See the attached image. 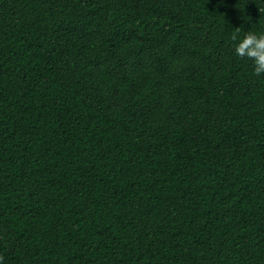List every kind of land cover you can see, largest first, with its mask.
<instances>
[{
  "label": "trees",
  "instance_id": "obj_1",
  "mask_svg": "<svg viewBox=\"0 0 264 264\" xmlns=\"http://www.w3.org/2000/svg\"><path fill=\"white\" fill-rule=\"evenodd\" d=\"M249 32L264 0H0L2 264H264Z\"/></svg>",
  "mask_w": 264,
  "mask_h": 264
},
{
  "label": "clouds",
  "instance_id": "obj_2",
  "mask_svg": "<svg viewBox=\"0 0 264 264\" xmlns=\"http://www.w3.org/2000/svg\"><path fill=\"white\" fill-rule=\"evenodd\" d=\"M240 29L237 28L232 35V40H237V34ZM235 54L240 58H247L254 62L255 75L264 74V34L256 35L249 32L235 46ZM3 257H0L2 264Z\"/></svg>",
  "mask_w": 264,
  "mask_h": 264
}]
</instances>
